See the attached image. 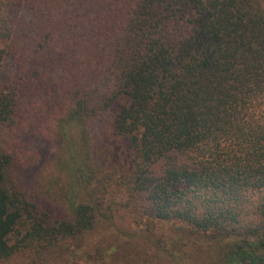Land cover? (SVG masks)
Instances as JSON below:
<instances>
[{"label":"trees","instance_id":"1","mask_svg":"<svg viewBox=\"0 0 264 264\" xmlns=\"http://www.w3.org/2000/svg\"><path fill=\"white\" fill-rule=\"evenodd\" d=\"M4 59L0 264H115L88 234L119 211L264 264V0H0ZM28 135L65 143L59 217Z\"/></svg>","mask_w":264,"mask_h":264},{"label":"rangeland","instance_id":"2","mask_svg":"<svg viewBox=\"0 0 264 264\" xmlns=\"http://www.w3.org/2000/svg\"><path fill=\"white\" fill-rule=\"evenodd\" d=\"M11 15L13 29L18 22L29 17L23 8L15 10ZM12 69L8 59L0 61V85ZM25 141L39 153V161L24 173L22 181L32 192L40 212L59 217V193L64 183L61 164L66 159L62 151L65 143L62 141L58 148L37 135H28ZM88 239L90 245L99 244L108 248V260L115 264H208L207 255L212 256L206 245L194 237H186L176 225L157 224L154 230L145 233L131 225L122 211L111 222L96 227L92 234H88ZM88 250L91 251L90 248Z\"/></svg>","mask_w":264,"mask_h":264}]
</instances>
